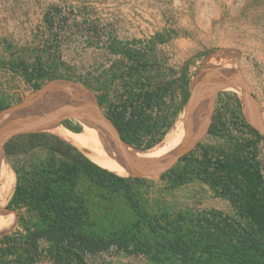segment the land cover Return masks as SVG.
<instances>
[{"label":"trees","instance_id":"trees-1","mask_svg":"<svg viewBox=\"0 0 264 264\" xmlns=\"http://www.w3.org/2000/svg\"><path fill=\"white\" fill-rule=\"evenodd\" d=\"M53 14L46 11L43 16L48 30ZM135 42L120 47L113 37L106 46L112 53L131 58L138 51L128 45ZM0 46L7 54L0 58L1 66L21 76L33 89L66 67L50 43L32 60L17 55L1 37ZM116 70L113 78L118 76ZM126 73L131 80L123 84L125 98L118 106H107L106 112L123 141L148 149L161 141L178 114L177 90L183 95L182 102L188 98L189 75L182 71L177 78L154 79L159 74L151 75L141 60L129 65ZM41 97L49 96L42 93ZM97 100L101 106L105 104L103 94ZM6 106L0 102V110ZM230 119L245 137L234 135L223 111L213 113L207 134L235 142L232 151L199 142L160 179L170 188L192 180L207 184L215 196L229 202L230 214L216 209L150 213L136 189L147 180L103 168L53 134L11 138L4 147L6 157H24L12 165L16 179L7 203L12 211L6 205L0 211V228H11L17 219L16 228L0 236V264H89L87 255L110 248L171 264H264V172L257 159V143L264 136L237 113ZM35 148L47 154L28 157ZM116 197L129 208L130 219L107 233L88 232L96 224L92 206Z\"/></svg>","mask_w":264,"mask_h":264},{"label":"rangeland","instance_id":"rangeland-1","mask_svg":"<svg viewBox=\"0 0 264 264\" xmlns=\"http://www.w3.org/2000/svg\"><path fill=\"white\" fill-rule=\"evenodd\" d=\"M56 8L60 13L55 11ZM46 11L55 13L51 30L43 22ZM0 37L11 43L17 55L27 60H32L45 43L55 45L60 59L66 64L55 78L33 89L21 76L0 63V102L7 105L5 108L24 98L27 104L59 103L51 96L69 101L68 85L55 81L83 87L96 98L103 94L105 104L102 107L105 110L107 106L113 108L120 104L122 97L125 98L123 84L131 80L126 73L127 67L138 60L146 63L151 75L159 74L154 79H173L186 71L190 91L191 79L209 62L225 55L235 60V70L240 72L247 89L264 110V0H0ZM113 37L120 42V47L136 41L128 47L138 53L131 58L112 53L106 45ZM6 55L0 46V58ZM115 69L118 76L113 78ZM178 91L176 118L187 100L182 102L183 95ZM42 93L49 97H41ZM238 95L233 91L218 93L210 123L213 113L223 111L234 135L245 137L239 135L230 119L234 112L245 119L244 105ZM66 123L79 129L76 121ZM61 126L72 134L79 131ZM200 143L228 152L235 148V142L210 134L204 135ZM71 145L79 150L76 144ZM46 154L43 149L35 148L27 156L44 157ZM1 155L12 170V165L16 166L24 157ZM257 159L264 172V138L257 143ZM136 189L143 207L153 214L210 209L232 213L227 200L215 196L207 184L197 180L175 188L162 180L148 181ZM92 214L96 224L86 230L94 234L116 229L131 217L121 197L92 206ZM16 224L17 219L11 228L2 224L0 236L13 231ZM86 258L89 264H171L115 248ZM38 264L47 263L40 261Z\"/></svg>","mask_w":264,"mask_h":264},{"label":"water","instance_id":"water-1","mask_svg":"<svg viewBox=\"0 0 264 264\" xmlns=\"http://www.w3.org/2000/svg\"><path fill=\"white\" fill-rule=\"evenodd\" d=\"M55 82L68 85V91L71 95L69 101L42 107L29 105L24 98L21 102L0 111V116L5 113L11 114L8 119L0 122V153L4 157L6 156L5 144L15 136L29 133L53 134L50 131L52 128L40 127L50 125L55 120L59 125H64L66 121H94L99 125L101 124L108 132L114 143L115 153L120 157L129 177L157 181L207 134L214 100L217 94L223 91L239 93L238 96L244 105L247 123L264 136V110L247 89L240 72L235 69L220 71L211 75L203 81L200 87L194 91H189V96L179 113L187 112L185 135L175 151L161 157L141 156L136 151L142 149H137L123 141L106 110L88 90L65 81ZM204 106H206L205 116L196 123L195 117ZM126 145L136 153L127 150Z\"/></svg>","mask_w":264,"mask_h":264},{"label":"bare ground","instance_id":"bare-ground-1","mask_svg":"<svg viewBox=\"0 0 264 264\" xmlns=\"http://www.w3.org/2000/svg\"><path fill=\"white\" fill-rule=\"evenodd\" d=\"M236 68L235 60L232 57L220 55L211 62H209L203 70L197 73V75L190 81V91H194L196 88L203 84L211 75H214L220 71H228ZM238 93V92H237ZM239 94V93H238ZM51 96V95H50ZM56 100L61 102H67L61 100L55 96ZM58 104L56 102L49 103H32L29 105L49 107ZM206 113V106L201 108L195 117L196 123L202 120ZM11 114L5 113L0 116V122L8 119ZM187 112L179 114L174 120L171 127L164 135V137L148 149H142L136 151L141 156L161 157L170 154L175 151L179 146L182 138L185 135V128L187 127ZM79 127L77 134L68 132L64 127L59 125L56 121H53L50 125L42 126L40 128H52L50 131L64 141L71 142L79 146V150L87 156L91 161L99 166L117 172L121 175L129 174L128 171L122 165L120 157L116 155L114 150V143L109 137L108 132L98 128L93 121H76ZM69 130V129H68ZM71 131V130H69ZM76 133L74 131H71ZM66 139V140H65ZM127 150L135 152L128 145L125 146ZM135 152V153H136ZM15 184V174L10 168L6 160L0 153V210L6 205L7 197L12 193Z\"/></svg>","mask_w":264,"mask_h":264},{"label":"flooded vegetation","instance_id":"flooded-vegetation-1","mask_svg":"<svg viewBox=\"0 0 264 264\" xmlns=\"http://www.w3.org/2000/svg\"><path fill=\"white\" fill-rule=\"evenodd\" d=\"M210 126V125H209Z\"/></svg>","mask_w":264,"mask_h":264}]
</instances>
